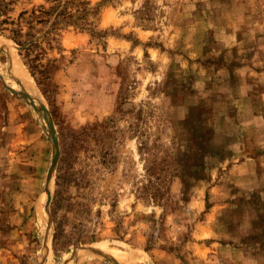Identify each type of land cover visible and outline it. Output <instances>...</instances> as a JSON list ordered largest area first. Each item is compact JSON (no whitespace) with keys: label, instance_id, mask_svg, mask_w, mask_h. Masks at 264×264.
Segmentation results:
<instances>
[{"label":"rangeland","instance_id":"rangeland-1","mask_svg":"<svg viewBox=\"0 0 264 264\" xmlns=\"http://www.w3.org/2000/svg\"><path fill=\"white\" fill-rule=\"evenodd\" d=\"M0 40V264H264V0H0Z\"/></svg>","mask_w":264,"mask_h":264},{"label":"bare ground","instance_id":"bare-ground-1","mask_svg":"<svg viewBox=\"0 0 264 264\" xmlns=\"http://www.w3.org/2000/svg\"><path fill=\"white\" fill-rule=\"evenodd\" d=\"M0 47H2V48H5L6 50H7V46L6 45H4V41H2V40H0ZM4 50V49H3ZM13 51V50H12ZM13 53H14V51H13ZM12 65V66H11ZM10 65V68H12V69H10L12 72H14V74L16 75V78L19 80H21V81H19V82H21V84L23 83V85L22 86H24L25 85V87H26V89H27V91H28V89H29V91H35V92H37V90L35 89V87H34V85L32 84V81L30 80V78H29V76H28V73H27V71L25 70V68L23 67V65L20 63V61L18 60V58H16L15 56H13V62H12V64ZM10 71V72H11ZM8 72H9V70H8ZM11 72V73H12ZM14 76V75H13ZM13 78V77H12ZM21 86V85H20ZM20 86L18 85V83H13V85H12V87H14L15 89H21L20 88ZM13 89V88H12ZM19 91V90H18ZM30 95H32V94H30ZM35 94H33L32 95V97H35L34 96ZM36 98V100L38 99L37 97H35ZM34 98V99H35ZM33 99V100H34ZM39 100V99H38ZM36 102H38V101H36ZM40 102V101H39ZM40 117H41V115H40ZM42 117H43V115H42ZM43 119H44V121H45V118L43 117ZM43 121V120H42ZM112 255V254H111ZM113 255L118 259V260H120V263L122 262V260L123 261H125V262H130L131 264H135V262L133 261L134 260V256H128V255H125V254H123V253H120V252H113ZM123 264V263H122Z\"/></svg>","mask_w":264,"mask_h":264}]
</instances>
